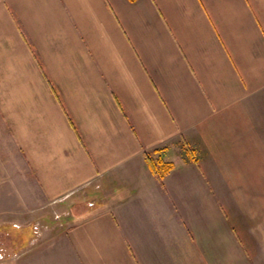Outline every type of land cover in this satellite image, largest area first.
Wrapping results in <instances>:
<instances>
[{"label": "crops", "instance_id": "0c3cea01", "mask_svg": "<svg viewBox=\"0 0 264 264\" xmlns=\"http://www.w3.org/2000/svg\"><path fill=\"white\" fill-rule=\"evenodd\" d=\"M0 117L17 207L71 226H9L0 264H264V212L220 200L264 180V0H0Z\"/></svg>", "mask_w": 264, "mask_h": 264}, {"label": "rangeland", "instance_id": "374dc122", "mask_svg": "<svg viewBox=\"0 0 264 264\" xmlns=\"http://www.w3.org/2000/svg\"><path fill=\"white\" fill-rule=\"evenodd\" d=\"M0 117V121H1ZM20 153H18V150L16 146L13 144L7 143L6 138V130L5 128H0V223L1 224H7V225H0V243L4 245V243L7 242V239L11 238V233L9 230V226H13L12 228L18 229V230H24L23 233H27L30 231L33 235L32 240L27 241L29 244V247H31L32 244L41 242V237L44 236V233H50L51 231L54 234H57L58 231H64L68 230L70 227H67L66 225L58 224L56 225L57 228L54 226H50L49 224H45L42 221V215L39 217H35L36 214L40 213V210L42 209H36L33 207H29L27 202H24L22 200V203H19V207H17V201H21L23 197L27 198H38L40 197L37 184L33 178V176L28 175V180L25 182L27 183V186L29 187V191L27 193H24L23 188V163L20 158ZM259 171H256L258 173ZM28 173V172H27ZM27 176V175H26ZM26 178V179H27ZM232 184L235 183V181H238L241 186H238L236 183L233 186V191H224L223 194L220 196V200L223 202V212L225 216L228 215H235L239 216L240 218H247L246 214L250 207V202L254 203V214L255 218L257 220H260L263 216L264 212V180L261 176H255V177H234L229 178ZM249 183V185L246 186V184ZM243 184V185H242ZM224 190H227L228 188L225 187V183L223 182ZM245 187H248L249 190ZM29 193V194H28ZM248 204V205H247ZM10 205V208H9ZM249 206V207H248ZM15 212V215L11 216V213ZM19 213V214H17ZM54 213V212H53ZM9 214V215H8ZM45 213H43L44 215ZM51 215V212H47V215ZM262 215V216H261ZM52 216V215H51ZM57 213L55 212L53 215V219L56 221ZM28 217V219H32L37 221L34 223H28L24 222V219ZM34 217V219H33ZM41 219V220H40ZM246 220H242L243 228H245ZM248 221V220H247ZM261 224L262 223H254L255 228V239L261 238ZM27 225V226H26ZM251 226V225H250ZM252 227V226H251ZM10 227V229H12ZM260 231V232H259ZM258 232L260 233L259 235ZM245 234V233H244ZM2 241H4L2 243ZM245 243V241H244ZM0 249L4 248L6 251L5 246H1ZM19 244V243H18ZM23 244V242L20 241V244L18 247H20ZM27 244V246H28ZM17 245V244H13ZM11 247V246H10ZM261 241L255 242V249L257 250V254H259L258 250L263 249L262 248ZM9 248V247H8ZM17 255V254H14Z\"/></svg>", "mask_w": 264, "mask_h": 264}, {"label": "trees", "instance_id": "16d2710c", "mask_svg": "<svg viewBox=\"0 0 264 264\" xmlns=\"http://www.w3.org/2000/svg\"><path fill=\"white\" fill-rule=\"evenodd\" d=\"M162 150H157L155 153H160ZM147 161L151 172L159 179H164L175 167L171 162H165L161 158H154L152 154H147Z\"/></svg>", "mask_w": 264, "mask_h": 264}]
</instances>
